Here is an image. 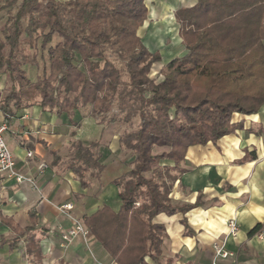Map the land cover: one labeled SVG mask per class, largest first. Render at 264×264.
Here are the masks:
<instances>
[{
	"label": "trees",
	"instance_id": "trees-1",
	"mask_svg": "<svg viewBox=\"0 0 264 264\" xmlns=\"http://www.w3.org/2000/svg\"><path fill=\"white\" fill-rule=\"evenodd\" d=\"M4 9L0 0V13ZM147 19L145 0H21L0 38V71L10 80L3 110L39 105L62 114L91 106L95 115L105 116L119 107L139 115L138 129L120 140L133 161L112 182L119 189V212L104 207L84 222L116 264H146L147 257L160 263L168 234L154 220L186 215L201 205L200 199L173 203L169 168L162 163L178 169L190 147L234 134L243 129L235 115L254 116L264 107V0H196L178 9L175 19L187 52L162 66L159 82L151 72L161 54L150 52L138 34ZM29 51L35 52L31 58ZM25 66L42 73L34 80ZM99 147V142L74 146L68 169L83 187L100 182L105 166ZM156 148L168 150L157 154ZM30 217L26 228L1 218L13 237L2 238L0 247L14 250L24 242L29 261L43 264L37 217ZM182 223L191 234L186 218ZM261 229L257 225L250 235Z\"/></svg>",
	"mask_w": 264,
	"mask_h": 264
},
{
	"label": "crops",
	"instance_id": "crops-1",
	"mask_svg": "<svg viewBox=\"0 0 264 264\" xmlns=\"http://www.w3.org/2000/svg\"><path fill=\"white\" fill-rule=\"evenodd\" d=\"M145 3L148 19L138 31L145 46L161 54L162 66L184 56L187 51L175 12L194 6L196 0ZM6 87L0 83V104ZM114 111L101 116L95 115L91 106L62 114L45 111L39 105L22 110L0 107V122L8 126L5 140L16 168L36 184H18L0 176V187L4 188L0 220L9 218L26 228L32 224L30 213L36 215L43 264H116L92 234L87 239L77 237L66 248L61 238L74 226V219L84 223L104 207L115 213L120 210L119 189L112 182L128 172L131 165L120 144L124 123ZM234 121H243V129L217 143L190 147L185 161L171 171L173 203L194 204L200 199L201 205L186 215L161 214L154 220L164 225L168 234L158 264H212L213 244L225 239L230 220L239 226L237 236L227 240L228 250L235 257L221 260L220 264H264V107L254 116L235 115ZM90 142L100 143L105 168L100 182L94 180L89 187H83L68 167L74 146ZM28 152H33L34 157L29 158ZM42 163L47 165L43 172L39 169ZM162 166L170 169L175 165L165 161ZM65 205L73 209L65 211ZM184 218L191 234L182 223ZM257 225H262L261 231L250 235ZM12 237L11 229L0 222V240ZM0 264H32L26 256L25 243L14 250L9 244L0 247ZM146 264L155 263L147 257Z\"/></svg>",
	"mask_w": 264,
	"mask_h": 264
},
{
	"label": "built area",
	"instance_id": "built-area-1",
	"mask_svg": "<svg viewBox=\"0 0 264 264\" xmlns=\"http://www.w3.org/2000/svg\"><path fill=\"white\" fill-rule=\"evenodd\" d=\"M160 75V72L156 74ZM157 78V76H156ZM8 131V126L6 123L0 122V176L5 179L15 180L18 184L28 182L31 186L36 187L34 180L30 177H27L18 172L16 168V160L11 150L9 149L6 140L5 134ZM28 157L33 158L34 153L28 152ZM41 172L47 169V165L42 163L39 166ZM3 187H0V201L3 198ZM65 211H70L73 209L72 205H65L62 207ZM228 232L225 236V239L222 241H217L213 244L214 257L212 264H220L221 260L234 259L235 254L232 251L228 250L227 240L229 238H235L239 232V226L237 221L230 220L227 225ZM90 231L85 227L84 223L80 220L74 219V226L66 230L61 234L63 240V247L66 248L70 243H72L77 237L82 236L84 239H87L90 236Z\"/></svg>",
	"mask_w": 264,
	"mask_h": 264
},
{
	"label": "rangeland",
	"instance_id": "rangeland-1",
	"mask_svg": "<svg viewBox=\"0 0 264 264\" xmlns=\"http://www.w3.org/2000/svg\"><path fill=\"white\" fill-rule=\"evenodd\" d=\"M1 1H2V5L5 6V9L0 13V38L3 37V31H4L5 24L7 22L9 15L15 14L17 11L18 5L21 3V0H19L17 3L9 6L8 4L13 0H1ZM34 53H35L34 51H29V53H28L29 57L31 58ZM166 59H167V55H164V60H166ZM113 60L116 61L120 65V63L115 58H113ZM40 67H42V61H40ZM25 69L28 71L30 77L33 78L34 80L36 79L37 76H40L42 73L41 69L37 70V68L35 66H32V67L31 66H25ZM161 69H162V65H160V64H156L152 69L151 78L155 79V82H159L161 79L164 78L163 74H161V73H160L161 76L156 75L160 72ZM156 76H157V78H156ZM124 80L126 82L129 81V77H128L126 72L124 73ZM0 83H3L4 85L6 84L7 87L8 86L10 87L9 76L4 71H0ZM6 88H4V89L6 90ZM92 111H93V109H92ZM113 113L117 117H119V119H121V121H123V123H124V126H122V127H124L125 129H124V131H122V135H126L127 133L134 132L138 129V127L140 125V119H139V115L137 113H132L130 115H129L128 111L121 113L119 107L115 108V111ZM164 150H168V149L156 148L155 152L158 154V153L163 152ZM125 157H126V160H128L127 164L131 165V162L133 161V155L131 153H126ZM130 169H131V167H130ZM175 169H176L175 167L169 169V173L166 176V180L168 183L172 182L173 175L171 174V171L173 173V172H175Z\"/></svg>",
	"mask_w": 264,
	"mask_h": 264
}]
</instances>
